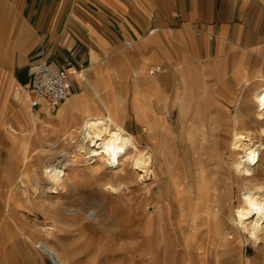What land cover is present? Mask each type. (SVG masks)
<instances>
[{"label":"crops","instance_id":"obj_1","mask_svg":"<svg viewBox=\"0 0 264 264\" xmlns=\"http://www.w3.org/2000/svg\"><path fill=\"white\" fill-rule=\"evenodd\" d=\"M42 59L67 71L79 112L104 113L101 98L146 142L152 92L184 86L194 99L186 119L207 122L221 119L238 93L251 102L264 83V0H0V119L28 109L20 89L30 93L28 66ZM177 102L164 110L158 102V114L177 120ZM39 103L31 110L63 107Z\"/></svg>","mask_w":264,"mask_h":264},{"label":"rangeland","instance_id":"obj_2","mask_svg":"<svg viewBox=\"0 0 264 264\" xmlns=\"http://www.w3.org/2000/svg\"><path fill=\"white\" fill-rule=\"evenodd\" d=\"M20 93L29 100L25 104L28 109L18 118L10 113L8 119H0V264H51L45 251L53 249L68 264H249L255 257L258 262L253 264H264V239L257 245L248 240L246 232L230 230L233 213L246 195L255 191V182L232 170L234 156L228 144L234 128L248 133L264 154V137L259 131L264 123L254 121L252 101H244L248 92L238 93L234 103L223 110L221 133L227 139L210 142L216 145L217 177L225 186L220 218L233 233L227 246L220 244L221 232L217 233L216 226L203 222L204 211L194 219L181 216L174 201L168 202L165 222L156 216L155 226L149 229L148 213L154 205L151 195L158 191V178L152 184V178L139 183L129 176L127 188L109 192V185L117 182L109 169L98 162L86 165L84 158L75 154L70 138L62 140L66 131L76 127L69 120L62 125L58 117L59 113L72 114V97L59 111L47 113L31 110L32 95L27 88ZM15 106L22 107V103L16 101ZM170 121L176 124L175 114ZM139 144L147 147L148 141ZM73 156L75 162L67 166L65 182L57 194H33L37 188L38 192L46 189L45 165L65 163ZM258 164L264 170V156ZM122 168L127 170V165ZM23 185L26 195L20 191ZM187 207L184 203L182 208ZM201 207L197 201L195 208ZM52 224L58 229L50 236L45 226ZM162 225L164 235L159 228Z\"/></svg>","mask_w":264,"mask_h":264},{"label":"bare ground","instance_id":"obj_3","mask_svg":"<svg viewBox=\"0 0 264 264\" xmlns=\"http://www.w3.org/2000/svg\"><path fill=\"white\" fill-rule=\"evenodd\" d=\"M156 71L160 72L161 70L156 68L151 71L152 79L156 78L154 76ZM173 78L166 76V82L170 83ZM172 82L174 83V81ZM180 82L183 84V80ZM183 88L184 86L173 85L171 90L166 94L162 93V96L158 92H152L148 124L144 128L148 141L147 147H142L136 137L126 131L123 126V117L118 114L114 105L104 102L101 98L99 99L105 108L104 113L90 107L81 113L73 102L70 104L72 114L70 112L59 113L58 117L61 119L62 125L67 120L71 125H76L75 129L71 128L64 133L62 140L70 138L71 144L75 145V154L82 156L86 165L98 162L109 169L117 181L109 185V192H118L127 188L126 180L129 176L130 178L136 177V181L139 183L152 178V184L158 178V191L151 195L154 205L152 212L148 213L149 229L155 226L156 216L159 217L160 222H165L163 216L166 212L165 209L168 202L174 201L181 208V216L187 215L194 219L195 214L204 211L203 222L216 226L217 233L221 232L220 244L227 246L232 238L229 236L233 233L228 232L227 229L230 225L220 218L223 210L222 203L225 202V193L223 192L225 186L217 177L219 163L216 157H213L216 145L210 143L223 138L227 139V137L221 133V119H213L208 122L204 119H186L188 114L193 113L192 102L194 99L193 93L185 91ZM164 95H166L165 99ZM16 98L20 100L19 92H17ZM175 99H178L179 102V112L176 124H172L163 113L158 114L157 104L163 102L162 110L172 108ZM251 101L253 108V113H251L254 116V121L260 124L264 123V83L253 91ZM77 125L79 126L77 127ZM259 131L264 137V125ZM76 136L77 140H73ZM255 143L248 133L236 131L235 128L229 136L228 150L234 156L230 162L232 170L238 177L255 182V191H248V196H243L245 197L243 204L238 206L233 213L230 230L246 232L249 237L247 239L258 245L264 239V170L259 169L258 164L264 154L259 151ZM74 156L72 160L65 163H59V161L57 164L45 165L42 175L47 182L46 189L38 192L37 188L33 194L44 195L45 192L46 195L47 192L57 194L65 182L67 166L75 162ZM124 165H127V170L119 169ZM213 165L215 167H212ZM20 191L26 195L25 188H21ZM197 201L203 207L201 210L195 208ZM184 203L188 204L186 210L182 208ZM78 211L83 213V209ZM159 228L163 234V225ZM45 229L46 233L52 236L58 228L52 224L45 226ZM261 249L262 247L259 252H262L263 249ZM45 252L51 264H56V262L68 264L66 258L55 249Z\"/></svg>","mask_w":264,"mask_h":264},{"label":"built area","instance_id":"obj_4","mask_svg":"<svg viewBox=\"0 0 264 264\" xmlns=\"http://www.w3.org/2000/svg\"><path fill=\"white\" fill-rule=\"evenodd\" d=\"M67 66H71V63H67ZM27 73L32 95L31 108L38 107L40 99H46L52 107H59L70 101L69 74L65 69L42 59L30 63Z\"/></svg>","mask_w":264,"mask_h":264}]
</instances>
